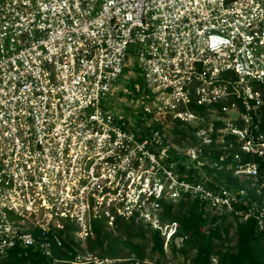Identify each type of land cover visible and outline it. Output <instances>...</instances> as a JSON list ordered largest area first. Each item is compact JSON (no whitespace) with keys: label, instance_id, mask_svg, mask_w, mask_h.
I'll return each mask as SVG.
<instances>
[{"label":"built area","instance_id":"2783aa9c","mask_svg":"<svg viewBox=\"0 0 264 264\" xmlns=\"http://www.w3.org/2000/svg\"><path fill=\"white\" fill-rule=\"evenodd\" d=\"M126 67L149 89L134 100L155 120L216 112L220 131L264 160L252 114L259 121L264 104V0H0V258L51 256L70 237L81 251L52 264H114L88 248L94 220L138 211L150 221L163 193L264 228V207L237 209L232 193L179 179L173 163L169 188L153 175L164 132L141 134L109 104ZM238 171L258 175L254 163Z\"/></svg>","mask_w":264,"mask_h":264},{"label":"trees","instance_id":"16d2710c","mask_svg":"<svg viewBox=\"0 0 264 264\" xmlns=\"http://www.w3.org/2000/svg\"><path fill=\"white\" fill-rule=\"evenodd\" d=\"M127 70L132 71L131 67H126L124 72ZM125 87L127 91H120V94L130 99H137L149 91L140 76L129 79ZM193 109L202 117L207 116L205 108ZM242 110L246 111L244 106ZM258 112L259 121L252 111L253 126L258 125L264 131V104ZM133 119L139 126L140 133L144 135L157 129L164 132L167 124L166 121L155 120L143 108L135 113ZM170 123L169 133L176 142L189 137L202 143L205 138L210 140L202 145L199 157L195 159H191L183 149L171 148L172 154L168 156V160L170 164H174L173 169L179 179L192 183L203 182L216 192L222 193L225 190L235 194L237 201L233 204L237 209L254 207L257 211L264 207L263 195L256 192L259 187H248L235 175L239 166L254 163L257 166L258 180L263 184L264 160L256 154L244 151L237 135L231 132L220 133V129L225 127L222 120L216 119L214 128L207 132L206 137L200 138L195 134L197 129L190 123L179 118H173ZM238 124L242 126V122ZM218 139L223 140L220 147H216ZM163 146H167L166 139H163ZM152 200L157 206V226L153 221L139 217L138 211L129 218L116 217L112 226L105 218H97L93 222V231L89 237V250L102 257L117 259L114 264H145L147 259H157L159 262L157 254L160 257L166 256L164 227L175 222V231L167 245L172 253L182 254L185 258L183 264H264V228L260 227L255 215L245 218L234 210L216 214L214 211L218 210L217 207L193 197L189 192H182L178 199L163 193L158 198L152 197ZM150 244L152 246L148 255L146 249ZM73 245V240L67 237L65 248H54L51 256L35 251L27 257H21L11 252L8 257L1 258L0 264H52L54 257L70 259L81 251ZM122 250L127 253H122Z\"/></svg>","mask_w":264,"mask_h":264},{"label":"rangeland","instance_id":"374dc122","mask_svg":"<svg viewBox=\"0 0 264 264\" xmlns=\"http://www.w3.org/2000/svg\"><path fill=\"white\" fill-rule=\"evenodd\" d=\"M135 77V74L132 73V71L127 70L126 72H124L121 76V78L117 81V85L115 90H113L110 94V98H109V104L111 106V108L114 110V112L116 114H121V115H125L126 117H134L135 113H138V111H140L141 105L142 103H140L137 100L134 99H130L128 98V96L126 95H121L120 91H127L125 84L129 81V79ZM143 107V105H142ZM207 116L204 117H200V118H196L193 121H190L188 123H190V125L192 127H194V129H197V131L195 130V134L198 138L200 137H206L207 132H210L213 128H214V121L216 119V112H207L206 113ZM163 115V114H161ZM232 116H236V113L231 112ZM166 127L164 129V138L167 141V146H164V150L165 152L162 155V160H161V165L163 167L157 166L156 168H154L153 170V175L158 179L161 180V182L163 183L164 187L168 186L169 188V182L171 181L170 178V174L166 172V169H168V165H169V160H168V156H171L172 152H171V148L173 149H178V150H182L183 152H186L188 155H190L191 159H195L197 157H199V152L201 151V147L205 142H209V138H205L204 142H197L196 139L189 137L186 138L180 142H176L174 136H172L169 133L170 130V121L173 119L172 117L169 116V114L166 116ZM168 120L169 123H168ZM135 122V120H134ZM136 126L139 128V126L136 124ZM220 133H225L224 131H219ZM223 143L222 139H218L216 142V147H220L221 144ZM203 148V147H202ZM150 166L148 165V168ZM235 175H238V178L241 181H244L248 187H254L255 185L258 186L259 188L257 189V194L258 195H263L264 197V185L262 183L259 182V178L257 177L258 175H249L246 172H242V171H235ZM264 183V182H263ZM260 185V186H259ZM234 192V191H233ZM235 196V194H233ZM174 199H178V196L173 197ZM151 203L147 202V207H150ZM151 214H149V216L147 215V218L150 219V221H153V223H156V225L158 224V220H157V207H155L153 210H150ZM214 213L216 214H221V211L216 210L214 211ZM215 215V214H213ZM149 221V220H148ZM233 221V220H232ZM111 225V224H110ZM112 226V225H111ZM168 226V225H166ZM166 226L164 227L165 231L168 232L170 230V228H166ZM152 244L149 245V247L146 249L147 254L149 255L150 253V248H151ZM165 250H166V256L160 257L159 254H157L156 256L160 258L159 260V264H183L185 258L182 256V254L180 253H172L170 248L167 245V241L165 243ZM122 253H127L126 250H122ZM0 260H2L0 258ZM154 261H157V259H154ZM216 261V260H214Z\"/></svg>","mask_w":264,"mask_h":264}]
</instances>
